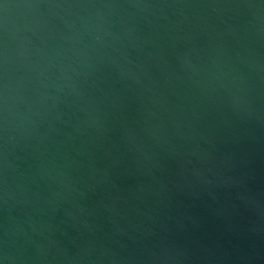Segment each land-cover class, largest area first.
Masks as SVG:
<instances>
[{
	"label": "water",
	"instance_id": "water-1",
	"mask_svg": "<svg viewBox=\"0 0 264 264\" xmlns=\"http://www.w3.org/2000/svg\"><path fill=\"white\" fill-rule=\"evenodd\" d=\"M0 264H264V0H0Z\"/></svg>",
	"mask_w": 264,
	"mask_h": 264
}]
</instances>
